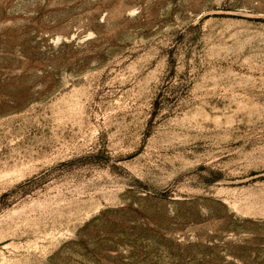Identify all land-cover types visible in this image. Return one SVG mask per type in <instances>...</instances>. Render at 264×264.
Instances as JSON below:
<instances>
[{"label": "rangeland", "instance_id": "1", "mask_svg": "<svg viewBox=\"0 0 264 264\" xmlns=\"http://www.w3.org/2000/svg\"><path fill=\"white\" fill-rule=\"evenodd\" d=\"M0 264H264V0H0Z\"/></svg>", "mask_w": 264, "mask_h": 264}]
</instances>
